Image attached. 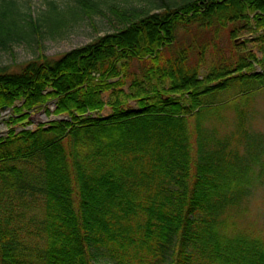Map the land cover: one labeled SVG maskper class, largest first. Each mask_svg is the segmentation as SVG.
Segmentation results:
<instances>
[{"label":"trees","instance_id":"16d2710c","mask_svg":"<svg viewBox=\"0 0 264 264\" xmlns=\"http://www.w3.org/2000/svg\"><path fill=\"white\" fill-rule=\"evenodd\" d=\"M70 1L75 17L104 13L108 3L125 25L58 59L0 68V109L13 107L8 123L33 112L66 117L0 138V264H264L262 238L227 234L264 147L250 146L244 112L224 139L203 127L228 91L264 87V0L153 1L154 13L118 12L108 2L117 0ZM41 25L16 0H0V49ZM221 27L234 44L251 38L244 54L225 55L201 77ZM183 28L197 37L184 48L176 38Z\"/></svg>","mask_w":264,"mask_h":264},{"label":"rangeland","instance_id":"374dc122","mask_svg":"<svg viewBox=\"0 0 264 264\" xmlns=\"http://www.w3.org/2000/svg\"><path fill=\"white\" fill-rule=\"evenodd\" d=\"M16 1L23 12L31 13L36 21L40 18L43 25L39 26V32L26 28L27 35L24 39L12 42L11 46L6 50L0 49V68L7 67L10 71H19L25 62L34 58L45 56L51 59H58L67 51L86 45L94 41L97 37L108 32H113L125 25L121 21V16L112 11L108 3L101 5L104 13L82 14V17H75L76 9L70 7V5H74L70 0ZM49 1H55L64 10L54 11L49 9ZM153 1L180 4L185 0H127L126 2L124 0H117L108 2L116 3L119 9L118 12L135 6L142 8L144 11L154 13L158 9L153 4ZM192 29L196 32V25H193ZM214 31L216 33V28ZM216 37H219V42L217 43L218 49L216 50L213 44L207 50L208 60L206 65L202 66L200 70L201 77H204L208 73L210 66L224 62L223 57L225 55L232 57L234 53L237 55L244 54L245 48L241 46H243L246 38H251L248 36L235 37L234 39L238 44H234L230 41L228 30L224 27L220 28L217 36L215 35L214 42L217 40ZM176 38L180 41L182 48H184V41L189 43L197 40V37H193L192 34L187 33L184 28L179 29ZM246 47L248 50L255 52L259 58L262 56L261 52L255 48L254 43L247 42ZM196 49L190 52L191 63L198 60ZM255 67L257 71H261L258 63L255 64ZM132 70L141 76V62H134ZM128 85H130V81L124 85V88L128 89ZM102 96L105 101L109 99V93H103ZM128 106L137 108V103L135 100H132L128 102ZM108 111L109 109L106 108L103 114H107ZM242 112L246 116L245 127L251 134L249 136L252 141V143L250 142V146L259 150V148L264 147V87L260 86L254 92L249 93H239L236 90L228 91L223 96L222 102L212 105L207 113L210 119L204 123L203 127L209 134H214L217 135V138L224 139L226 136L236 132L235 129L240 124L237 122V115ZM11 113L12 110H9L4 117L0 118V138L5 137L11 127L16 129H22L24 127L34 128L39 122H47L44 120L48 119V117H43L42 112H40L32 114L28 122L19 124V121L17 124L12 125L8 123ZM191 122L189 130L192 134L193 145L197 148L198 131L195 126V121L192 120ZM239 152L244 156V161L251 160L253 156L251 149L244 143L239 146ZM253 162H255L256 167H252L250 169L251 173L248 171V175L250 176L251 174V176H254V180H251L248 184V198L243 204L245 210L237 212L238 217H235L236 213L231 212L228 223L229 231L233 233L229 232L230 234H227L229 237H244L246 235L249 238L258 237L264 240V158L261 155L260 159L254 158Z\"/></svg>","mask_w":264,"mask_h":264},{"label":"water","instance_id":"95a60500","mask_svg":"<svg viewBox=\"0 0 264 264\" xmlns=\"http://www.w3.org/2000/svg\"><path fill=\"white\" fill-rule=\"evenodd\" d=\"M9 111V110H12V107H7V106H5V107H3L2 109H1V111ZM3 116V113H1V115H0V117H2ZM29 121V118H26V119H24V120H22L20 123H24V122H28Z\"/></svg>","mask_w":264,"mask_h":264},{"label":"bare ground","instance_id":"6f19581e","mask_svg":"<svg viewBox=\"0 0 264 264\" xmlns=\"http://www.w3.org/2000/svg\"><path fill=\"white\" fill-rule=\"evenodd\" d=\"M255 48H256V45H255ZM257 49V48H256Z\"/></svg>","mask_w":264,"mask_h":264}]
</instances>
